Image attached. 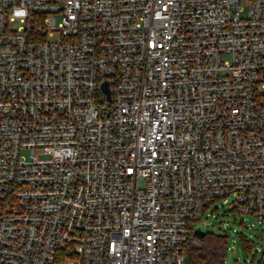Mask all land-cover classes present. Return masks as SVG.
<instances>
[{
  "label": "built area",
  "instance_id": "1",
  "mask_svg": "<svg viewBox=\"0 0 264 264\" xmlns=\"http://www.w3.org/2000/svg\"><path fill=\"white\" fill-rule=\"evenodd\" d=\"M230 197L264 221V0H0V264H188Z\"/></svg>",
  "mask_w": 264,
  "mask_h": 264
},
{
  "label": "rangeland",
  "instance_id": "2",
  "mask_svg": "<svg viewBox=\"0 0 264 264\" xmlns=\"http://www.w3.org/2000/svg\"><path fill=\"white\" fill-rule=\"evenodd\" d=\"M234 200L230 197L228 203L217 201L212 204L205 216L193 224L194 229L228 237L225 264H258L262 257L258 249L263 246L264 221L238 213L232 206ZM193 243L198 245L199 241L194 239Z\"/></svg>",
  "mask_w": 264,
  "mask_h": 264
},
{
  "label": "trees",
  "instance_id": "3",
  "mask_svg": "<svg viewBox=\"0 0 264 264\" xmlns=\"http://www.w3.org/2000/svg\"><path fill=\"white\" fill-rule=\"evenodd\" d=\"M194 239L199 241L198 245L193 243ZM182 252L188 264H225L228 237L211 231H207L204 236H197L195 229L191 228Z\"/></svg>",
  "mask_w": 264,
  "mask_h": 264
},
{
  "label": "water",
  "instance_id": "4",
  "mask_svg": "<svg viewBox=\"0 0 264 264\" xmlns=\"http://www.w3.org/2000/svg\"><path fill=\"white\" fill-rule=\"evenodd\" d=\"M103 89L109 95V86H108V83H104L103 84ZM205 234H206V232L203 231L200 228H198V229L195 230V235H197V236H204Z\"/></svg>",
  "mask_w": 264,
  "mask_h": 264
}]
</instances>
